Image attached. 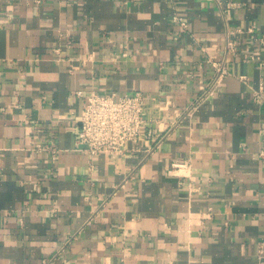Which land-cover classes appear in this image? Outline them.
Segmentation results:
<instances>
[{
  "label": "crops",
  "instance_id": "crops-1",
  "mask_svg": "<svg viewBox=\"0 0 264 264\" xmlns=\"http://www.w3.org/2000/svg\"><path fill=\"white\" fill-rule=\"evenodd\" d=\"M237 1L0 0V264H264V0ZM137 90L148 128L91 169L86 96Z\"/></svg>",
  "mask_w": 264,
  "mask_h": 264
},
{
  "label": "built area",
  "instance_id": "built-area-1",
  "mask_svg": "<svg viewBox=\"0 0 264 264\" xmlns=\"http://www.w3.org/2000/svg\"><path fill=\"white\" fill-rule=\"evenodd\" d=\"M216 2L224 17L240 5L237 0H216ZM174 19L182 27H187V22L181 15L175 14ZM236 31H241V29ZM236 31L230 33L234 34ZM248 31L253 32L254 25H251ZM227 51L228 54L235 55L236 42L229 41ZM227 58L226 56L225 59L217 61L214 56L209 55V60L218 73H216V80L204 91V96L214 95L215 85H218L222 76L227 73ZM76 93L82 95L83 92L78 90ZM255 97L259 99L261 92H256ZM146 105L147 96L140 90L133 93L93 91L86 96L79 120L80 128L76 139V149L90 156L91 169L95 167L93 160L95 156L102 153L119 156L125 151L129 142L138 143L140 141L143 130L149 123ZM151 133V129H147V135L151 136ZM157 145L159 146V143ZM260 154L264 156V148ZM191 168L192 165L188 159H180L172 163L173 172L181 178L189 177Z\"/></svg>",
  "mask_w": 264,
  "mask_h": 264
}]
</instances>
